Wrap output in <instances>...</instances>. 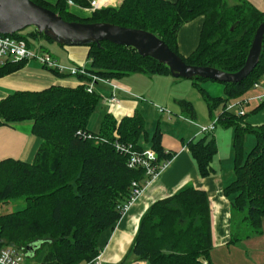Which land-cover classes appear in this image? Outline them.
<instances>
[{"label": "trees", "instance_id": "obj_1", "mask_svg": "<svg viewBox=\"0 0 264 264\" xmlns=\"http://www.w3.org/2000/svg\"><path fill=\"white\" fill-rule=\"evenodd\" d=\"M57 14L65 22L110 24L142 30L158 37L185 64L211 67L227 74L239 71L246 60L254 33L264 22V14L246 3L227 7L224 0H124L119 7L105 8L87 16L69 11L67 3L87 6L86 0H31ZM203 18L197 48L188 57L178 53L177 34L186 23ZM26 30V29H25ZM22 36L29 47L49 36L27 28ZM43 50L44 48L40 46ZM90 77L103 81L118 80L131 74L170 75L157 61L143 58L131 47L109 42L84 45ZM26 62L0 68V78L20 70ZM59 78L68 75L49 71ZM264 74V37L258 64L252 73L237 84H222L223 98L210 97L194 78L193 88L203 97L210 112L228 101L239 99ZM78 76L79 80L91 81ZM97 83V82H95ZM87 85L74 89L51 87L41 92H15L0 101V127L31 123V133L41 143L31 164L20 161L0 162V207L21 200L25 207L0 215V249L15 248L24 253L30 245L40 243L46 249L40 264H84L101 251L100 237L120 219L118 208L129 198L133 181H144V172L129 170L126 157L115 143L131 144L137 151L144 136V120L138 114L119 123L106 116L97 134H91L88 120L99 103V96L87 92ZM189 109V103H184ZM218 126L234 127V180L224 189L233 197L232 209L243 215L252 234L260 233L264 221V126L245 125L244 116L219 113ZM246 134L255 144L244 154ZM91 135V139L87 137ZM203 135L187 144L199 176L212 175L211 162L217 153L215 140ZM150 150L158 161L172 159L160 144V132L151 137ZM211 231L206 195L186 188L168 199L151 205L140 220L131 253L147 264H212ZM28 258H25L27 260ZM24 264H27L26 262Z\"/></svg>", "mask_w": 264, "mask_h": 264}, {"label": "crops", "instance_id": "obj_2", "mask_svg": "<svg viewBox=\"0 0 264 264\" xmlns=\"http://www.w3.org/2000/svg\"><path fill=\"white\" fill-rule=\"evenodd\" d=\"M48 1L55 2V0ZM165 1L175 2V0ZM224 3L227 7L246 3L264 14V0H224ZM67 6L70 12L80 16L92 14L86 11V7L74 3L72 5L67 3ZM202 24L203 18H197L179 29L177 48L182 57H188L197 48ZM48 48L50 49L44 47V51L61 65L84 70L89 68L88 49L84 46H60L56 43H48ZM89 83L90 81L85 82L77 77H56L37 63L28 62L20 70L0 78V101L15 92H41L51 87L74 89ZM192 83L191 80L176 79L170 75L131 74L118 80L93 84L92 92L97 94L100 100L88 120L89 125L91 119L95 117L97 125L96 133L91 132L87 125L91 134L99 132L106 116L119 123L123 118L138 114L144 120L145 130V135L139 139L138 146L144 150L150 149L151 137L156 130H159L163 152L173 156L168 169L146 186L127 214L100 237L98 247L102 252L103 264L138 262L132 255L131 249L141 218L151 205L168 199L186 188L201 191L207 197L212 245L209 260L212 264H264V221L260 233L252 234L247 224L242 221V217L232 209L233 197L224 194V189L234 180V127L224 129L218 126L212 133L211 137L216 142L217 153L211 162L213 173L205 179L199 176L196 164L187 150L189 142L203 136L198 135L197 126L208 125L224 107L220 106L211 113L207 103L193 88ZM204 83V87L207 86L206 90L202 88V84L200 87L210 97H224L222 84ZM193 90L202 97L204 104H201L198 96H193ZM263 93L264 79L259 88L251 87L237 99L249 100L244 107L245 125L264 126V102L261 104L254 100ZM111 97H115L118 104L109 103ZM185 102L189 103V109L184 106ZM159 108L168 111V114L160 113ZM250 135L244 136V154L251 142L255 144V139L251 140ZM40 143L41 141L32 135L29 122L0 127V162L10 159L31 164ZM238 228L245 229L243 235L239 233Z\"/></svg>", "mask_w": 264, "mask_h": 264}, {"label": "water", "instance_id": "obj_3", "mask_svg": "<svg viewBox=\"0 0 264 264\" xmlns=\"http://www.w3.org/2000/svg\"><path fill=\"white\" fill-rule=\"evenodd\" d=\"M27 28H34L39 35L49 36L60 46H84L90 43L99 45L101 42H109L117 46L131 47L139 56L149 57L165 65L173 78H200L219 84H237L252 73L258 64L264 37L262 22L254 33L243 67L236 73L227 74L211 67L185 64L158 37L142 30L110 24L65 22L57 14L31 0H0V35L13 36ZM40 247V243L27 247L25 258L31 259Z\"/></svg>", "mask_w": 264, "mask_h": 264}, {"label": "built area", "instance_id": "obj_4", "mask_svg": "<svg viewBox=\"0 0 264 264\" xmlns=\"http://www.w3.org/2000/svg\"><path fill=\"white\" fill-rule=\"evenodd\" d=\"M88 7L86 11L88 13H93L100 10L101 8L112 5L113 3L100 2V0H86ZM107 1V0H106ZM72 5V2H68ZM20 62H35L42 68L48 71H55L59 74H65L69 77L85 76L90 77L83 68H75L64 66L56 62L52 57L46 53L40 46L36 48L35 46L29 47L24 40L13 38L12 36L0 35V68L7 64H15ZM91 81L87 85V92L92 93L93 84L95 82L106 83L108 81L99 80L95 77H90ZM264 79V74L262 78L255 82L252 88H259L261 81ZM259 103L264 102V93L255 97ZM249 100H234L228 102L224 105L220 113H225L228 115H234L237 117H243L244 107L248 104ZM109 103L118 104L115 97L109 98ZM160 113H167L168 111L159 108ZM218 125V117L215 116L208 125L197 126L198 135H210L212 134ZM91 139V135H87ZM116 151L126 157V166L129 170H140L144 172V182L138 183L133 181L130 185L129 198L119 207L120 218L125 216L131 206L136 202V200L141 196L143 190L148 186L153 180L158 178L164 171L168 169L171 164V159L158 161L157 155L150 149H145L137 151L136 147L131 144L125 143H115ZM25 256L24 253L15 248H3L0 249V264H24ZM84 264H103L102 263V252H100L93 260L86 262ZM134 264H147L144 261H138Z\"/></svg>", "mask_w": 264, "mask_h": 264}, {"label": "rangeland", "instance_id": "obj_5", "mask_svg": "<svg viewBox=\"0 0 264 264\" xmlns=\"http://www.w3.org/2000/svg\"><path fill=\"white\" fill-rule=\"evenodd\" d=\"M112 1H114V3L112 2ZM124 0H110V2L109 3H113L112 5H109V6H107V7H104V8H101L100 10H102V9H105V8H116V7H119L121 4H122V2H123ZM86 3H87V1H86ZM227 3L229 4V2L227 1ZM82 7H88V4H87V6H82ZM99 11V10H98ZM27 31H29V30H24V31H22V32H19V34H21L22 36H24V34L25 33H27ZM34 45H35V47L36 48H38L39 46H44V47H46L47 49H50V48H48V42H46V41H44V40H40V41H38V43L37 42H34ZM42 46V47H43ZM52 46H54V45H52ZM56 46V45H55ZM43 47V48H44ZM52 50H54V49H52ZM51 51V50H50ZM51 53L53 54V55H55L52 51H51ZM30 64H34V63H30ZM203 85L202 86V88L203 89H205L206 90V87H204V84H206V83H200V85ZM207 84H211V82H208L207 81ZM212 84H218V85H221V84H219V83H215V82H212ZM192 94H193V96H198L199 97V95H198V93L195 91V90H193L192 91ZM200 98V100H201V104H204V101H203V99H202V97H199ZM196 104L195 105H197V102H195ZM94 119L92 120L91 119V121H90V124L88 125V127H89V130L91 131V132H94V133H96L97 132V125H96V122H95V117H93ZM171 118V117H170ZM250 138H251V140H253V136H251L250 135ZM255 141V140H254ZM254 145H253V143L251 142V144H250V146H247V149H245V151H246V153L245 154H247L251 149H252V147H253ZM25 207V204H24V202L23 201H21V200H14V201H9V202H7L6 204H4V205H2L1 207H0V215H5V214H10V213H13V212H16V211H20V210H22L23 208ZM239 215V217H243V215L242 214H240V213H238ZM242 215V216H241ZM241 219V218H240ZM234 223V222H233ZM234 225V224H233ZM248 228V227H247ZM237 230H239V228L237 229ZM244 230L245 229H240L239 230V233H241L242 235H243V233H244ZM248 230V229H247ZM238 233V234H239ZM240 235V234H239ZM241 235V236H242ZM45 253H46V249L45 248H42L41 250H39L38 251V253H37V256L35 257V258H33V259H27V260H25V262L27 263V264H40L41 262H42V260H43V258H44V256H45Z\"/></svg>", "mask_w": 264, "mask_h": 264}, {"label": "bare ground", "instance_id": "obj_6", "mask_svg": "<svg viewBox=\"0 0 264 264\" xmlns=\"http://www.w3.org/2000/svg\"><path fill=\"white\" fill-rule=\"evenodd\" d=\"M102 1H103V2H108V1L110 2V0H107V1H106V0H100V2H102Z\"/></svg>", "mask_w": 264, "mask_h": 264}]
</instances>
